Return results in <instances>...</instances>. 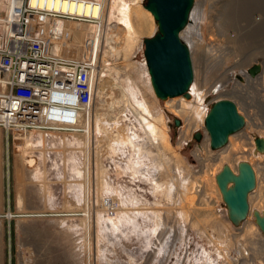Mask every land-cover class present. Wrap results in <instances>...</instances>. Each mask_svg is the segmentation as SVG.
<instances>
[{"label":"rangeland","instance_id":"obj_1","mask_svg":"<svg viewBox=\"0 0 264 264\" xmlns=\"http://www.w3.org/2000/svg\"><path fill=\"white\" fill-rule=\"evenodd\" d=\"M140 3L145 6L147 0ZM39 8L47 6L42 3ZM251 10L255 11L256 25L252 31L242 30L238 24L241 14ZM58 22L68 23L77 31H86V27L97 23L49 18L44 21V32H52L51 26ZM188 25L181 37L191 49L197 93L204 95L209 112L216 101L235 102L240 114L247 118L244 130L231 137V146L229 143L227 147L214 149L210 145L207 149L205 140L209 133L206 121H202L192 139L180 146L181 127L186 121L168 109L167 100L156 96L150 73H146L149 67L144 40L154 36L158 26L151 25V31L141 35L140 42L130 41L128 46L133 42L132 49L123 46L117 52L106 53L108 46L102 38L97 51L102 57V67L105 66L102 78L105 92L115 91L117 85L127 87L126 82L113 80L108 67H117L121 79L131 74L137 93L135 100L147 99L154 115L166 116L174 148H164L165 152L154 147L152 155L144 153L151 142L146 140V130L132 106L115 100V94L105 96L104 91L97 92L90 107L92 113L97 110L103 122L99 121L97 130H88V137L82 139L91 153L84 146L75 148L68 141L63 143L73 139L74 131L38 129L28 139L32 145L22 146L18 134L14 145V138L3 130L0 217L12 215L11 223H0V249L7 256L6 264H264V236L254 216L236 228L228 218L223 200L214 208L213 203L219 198L211 183V178L215 175L216 178L224 165L230 163L221 159L231 147H250L246 139L249 135L256 152L255 140L264 138V85H259L257 76H252V80L242 76L264 63V0H196ZM63 35L53 34L50 40L55 37L56 44L62 46ZM55 51V55L71 58L85 55L65 47ZM87 51V57L91 56L90 50ZM126 95L134 105V100ZM177 119L181 125L176 124ZM77 129L84 134L83 128ZM40 130L47 133L45 155L40 147L32 149V155L23 154L26 147L38 140L36 132ZM131 130L135 134L132 141L115 149L108 143L111 134L126 137ZM198 133L200 140L196 137ZM198 152L205 156L201 158ZM242 156L235 154V161L247 159L258 168L264 195V154ZM88 158L95 161L93 169H89L90 182L75 170L78 166L86 168ZM162 183L173 191L171 199L156 194ZM19 194L23 196V205L18 204ZM254 207V211L259 208L264 212V205L259 206L257 200ZM197 214L203 220L198 225ZM205 216L206 220L216 218V222H206ZM158 217L163 222L156 231Z\"/></svg>","mask_w":264,"mask_h":264},{"label":"bare ground","instance_id":"obj_2","mask_svg":"<svg viewBox=\"0 0 264 264\" xmlns=\"http://www.w3.org/2000/svg\"><path fill=\"white\" fill-rule=\"evenodd\" d=\"M30 3L33 6V8H37V9L43 3L44 5L47 6V9H43V8L42 9L47 10L49 12H52L53 13L52 16H54V14L59 13V14H63V15H71L72 18H70V20L78 19L75 21H79V22L89 23V22H96L97 21L96 24L93 23L90 25V27H86L87 28L86 31L85 30H83V31L78 30L77 31L74 28H72L68 23H65V22H61V23L58 22L57 25H52L51 26L52 33L55 36H59L60 34H65V35H63L65 37V39H64V44H62V46H61V44H56V42H58V41H57V39H55V37L52 40H50L51 50L55 53L56 48L58 49L59 47L60 48L65 47V49L66 48L75 49L78 53L80 51V48L83 45H85L86 49H84V50L82 49L80 52L85 53L84 56H86V57L89 55L88 51H87L88 49L90 50V53H91V56H89V58H90L91 64L93 63V69H92V77H93L92 83L94 86L93 100H96L97 92L104 91V94H107L105 96H112L115 94L113 96L115 98V100H117L118 102L125 103L127 105L126 107L132 106V108L136 114L137 120L143 126V128L146 130V140L151 142L150 147L146 148L144 153H147L148 155H152L154 153V150H153L154 147H156L158 149H163V150H165L164 148H166V149L174 148V146L171 143L170 135L168 134L166 116L163 114L154 115L147 99H144L142 101H136L135 100L137 93L135 91L133 78H132V76H130L131 74L127 75L126 79H121L122 77L120 78V76L118 75L117 67H108V71L110 72V75L114 76L113 80H115L117 82L118 81L119 82H126L127 87L125 88V87L117 85L116 86L117 88L115 91L112 90V92L109 94L107 92H105V87L103 85V79L102 78H103L104 70H105L104 65H106V64L104 63V65H103L104 67H102V65H101L102 57L99 55V52L97 51L98 50L97 46H99V48L102 46V43H103V42H101L102 38L104 39V42L108 46L107 47L108 51H106V53H110L111 51L117 52L123 46L128 47L129 49H132L133 42H132L131 46H128V43L130 41L140 42L139 40H141V35H143V34L145 35V33H149L151 31V25H154V27L157 25L155 23V18L153 16L152 12L150 10H148L144 5H142L140 3V0H109V1L101 0L100 3H95V4H91V2H85L84 0H78L77 2H75V1L74 2H71V1L68 2V1H64V0H31ZM254 12H255L254 10H251L248 13L243 12V14H241L242 19L239 20L238 24L241 25L242 30L247 29L248 31H252L254 29V27L256 25V22L254 20ZM192 13H193V11H192ZM192 13H191V15H192ZM87 19H91V20H87ZM242 21L245 24H243ZM189 27H190V25H188L181 32L182 37H183L184 33L189 29ZM256 30H257V28L255 29V31ZM95 40H96V43H95ZM98 40H100V41H98ZM103 51H104V48H103ZM62 55H60V56H62ZM63 56H65V55H63ZM191 56H192V54H191ZM66 57H69V56H66ZM125 57H127V56H125ZM192 62H193V60H192ZM255 67L258 68V71L255 74H252L251 70H250V72H247V71L244 72L242 74V76H244V78L246 80H252V76H257V77H255V79L260 82L259 85H264V63L262 64L261 67H259V66H255ZM148 71L149 70L147 69L146 73L149 74ZM109 72H108V74H109ZM232 76H233V74H232ZM194 79H195V71H194ZM197 82H198L197 79L193 80L191 87L189 89V94H190L189 97H186L184 95H180V96H176V97H169L168 99H166L168 109L186 121V124L184 123L185 125H183L181 127V142L179 144L180 146L181 145L184 146L183 142L188 143L192 139V136H193L197 126L199 125V123H201L202 121H206V118L209 114L208 107L205 105V102H204V95H200L197 93V89H198L197 88ZM107 84H108V82H107ZM108 85H110V84H108ZM151 86H152V83H151ZM200 87H201V85H200ZM152 88H153V86H152ZM126 94H129L130 95L129 97L134 100V102H135L134 105H132V103H131L132 101H130L129 98L128 99L126 98L127 97ZM237 108H238V106H237ZM92 111H93V109H92ZM92 111H91V108H89V110L87 109L81 115L76 129L73 130L74 134H71L73 136V139L63 141L64 144L66 141H68L69 145L75 146V148L76 147L81 148L82 146H84L82 139H85L88 137L87 131L90 129L91 130H97V126H98V123L100 121L99 115L97 114L98 113L97 110L95 109V111L93 113H92ZM238 112H239V109H238ZM107 113L108 112H106L105 114L107 115ZM243 117L245 119V125L241 129H239L237 132L229 135L228 143L225 146H222L220 148H214V149H221V148L227 147V145L229 143H230L229 145L231 146V137L234 134H237V133L241 132L242 130H244V128L247 125V118L245 116H243ZM100 122H103V121H100ZM79 127L84 129V131H85L84 134L79 133L80 130L77 129ZM107 127H109V126H107ZM107 127H103V129L106 131V130H108ZM206 130L208 131L209 134H207V136H206L207 137L205 140L206 145L205 144L204 145L206 146L207 149H209L210 145L212 147V140H210L211 134H210L209 130L207 129V126H206ZM31 132H34V131H31ZM31 132L27 133L25 135L18 134V137H19L20 142L22 143V146H24V145L26 146V144L28 143V139H31L33 137L32 136L33 134ZM129 132L130 133L126 137L120 133H118L116 136H113V134H111V136L109 137L110 140L108 143L111 145V147L113 149H115V147L119 144H122L126 141L127 142L132 141V138L135 137V134L133 133L132 130ZM36 133L38 135V138H37L38 140H36L37 143L33 142V146L26 147V149H24L22 152L23 154L26 153V155H27V153H29L30 155H32V153H30L32 151V149H36V148L40 147V150L44 151V152L41 151L42 154L45 155V153H46L45 152V148H46V141H45L46 136L45 135L47 133L45 131H41V130L39 132H36ZM246 139L249 140V144L251 145L250 147H247L244 145H242L240 147L237 146L236 148L231 147L229 154L226 155L223 159H221L222 161L226 160V161L230 162L228 165L236 173L238 172V165H239L238 162L239 161H235V159H234L235 154L241 153V154H243V156H242L243 158L252 157L254 155L258 156L259 153L264 154V152L259 151L257 149V143H256L257 139L255 140V145H256V150H257L256 152H255V148H254L253 139L249 135L246 136ZM262 139H264V138H262ZM28 144H30V143H28ZM30 145H32V144H30ZM84 150H86L87 153H91L90 147L84 146ZM165 152H166V150H165ZM198 153L201 156V158L203 156H205L204 153H201V152H198ZM42 157L45 158L44 156H42ZM259 158L260 157H258V160H260ZM87 160H88V163L86 164V168H78L79 167L78 166L76 169L74 167V169L77 171V173L79 174L80 177L82 176V177L86 178V176H87L88 181L90 182L91 173L89 172V169L90 168L93 169L95 161L91 158H88ZM91 161H93V162H91ZM232 161H233V163H231ZM245 161H247V159ZM97 164L99 165V163H97ZM253 167H254L255 172H256L257 185H256V189L252 193H250V195H249L250 213H249L246 221L251 216H254L255 223L259 227L260 231L262 232V230H261V228L257 222V215L264 216V212H263V209L261 210L259 208H258V210L254 211V209H255L254 206H255V200H257V203L259 204V206L264 205L263 204L264 195H263V192L261 193L262 189H261L260 171L258 170L257 167H255V165H253ZM100 168H101V172L104 173L103 165H101ZM131 170L133 173L136 171L134 165L131 167ZM215 176L211 178V183L213 185H215L219 199H218V201L216 200L213 203L214 208H216V206H217L216 204L219 202V200H223V195H222V192L219 188V185H217L218 183L215 184L217 182L216 181L217 178H215ZM163 184L164 183H162L161 186L156 188V190H155L156 194L162 195V196L166 197L167 199H171L174 196L173 191L170 190L168 188V186L164 187ZM260 194H262V195H260ZM183 197H185V196H183ZM17 200H18L19 205H23L24 200H23V196L21 194H19ZM213 211L216 212V210H213ZM187 212H188V210H187ZM187 212L184 211V213H187ZM159 213H161V212L159 211ZM198 215L199 214H197L196 225L203 222V220L199 219ZM10 216H12L11 213H10ZM158 219H159V221L157 223L156 231L161 227L160 222L161 223L163 222V221H160V217H158ZM206 219H207V217L205 216L206 222L207 221H209V222L215 221L216 222V218L208 219V220H206Z\"/></svg>","mask_w":264,"mask_h":264},{"label":"built area","instance_id":"obj_3","mask_svg":"<svg viewBox=\"0 0 264 264\" xmlns=\"http://www.w3.org/2000/svg\"><path fill=\"white\" fill-rule=\"evenodd\" d=\"M30 1L0 0V128L14 138V145L15 134L75 130L94 95L90 58L55 55L53 33L42 28L49 18L72 16H52Z\"/></svg>","mask_w":264,"mask_h":264},{"label":"water","instance_id":"obj_4","mask_svg":"<svg viewBox=\"0 0 264 264\" xmlns=\"http://www.w3.org/2000/svg\"><path fill=\"white\" fill-rule=\"evenodd\" d=\"M194 6L195 0H147L145 5L158 26V32L145 38L144 43L151 83L161 100L180 95L190 96L194 67L191 50L182 39L181 32L189 24ZM257 71V67L251 69L252 74ZM176 124L180 125L181 121L177 119ZM244 125L245 119L238 112L235 102L229 99L216 101L206 118L212 147L225 146L229 135ZM196 137L200 140L201 133ZM256 143L257 149L264 152V139L259 137ZM216 178L228 218L239 228L250 213L249 195L257 185L255 169L249 161L243 160L239 162L237 173L226 164ZM257 222L264 235V216L257 215Z\"/></svg>","mask_w":264,"mask_h":264},{"label":"crops","instance_id":"obj_5","mask_svg":"<svg viewBox=\"0 0 264 264\" xmlns=\"http://www.w3.org/2000/svg\"><path fill=\"white\" fill-rule=\"evenodd\" d=\"M3 137H4V131H3V129H1L0 128V141L3 143ZM172 140H173V138H172ZM178 141V140H177ZM0 177H1V174H0ZM1 198V197H0ZM0 202H1V200H0ZM12 219H11V216L9 217V216H4V217H0V223L2 224V225H4L5 224V222L7 221L8 223H11L10 221H11ZM11 230V229H10ZM6 235V234H5ZM8 235H9V237H8V239L10 238V231H8ZM8 259H7V256H6V254H5V252H4V250H3V248L2 249H0V264H6V261H7Z\"/></svg>","mask_w":264,"mask_h":264}]
</instances>
